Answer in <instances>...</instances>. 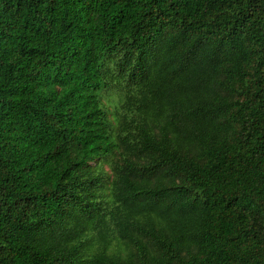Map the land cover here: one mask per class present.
<instances>
[{
    "label": "trees",
    "instance_id": "16d2710c",
    "mask_svg": "<svg viewBox=\"0 0 264 264\" xmlns=\"http://www.w3.org/2000/svg\"><path fill=\"white\" fill-rule=\"evenodd\" d=\"M0 264H264V0H0Z\"/></svg>",
    "mask_w": 264,
    "mask_h": 264
},
{
    "label": "rangeland",
    "instance_id": "374dc122",
    "mask_svg": "<svg viewBox=\"0 0 264 264\" xmlns=\"http://www.w3.org/2000/svg\"><path fill=\"white\" fill-rule=\"evenodd\" d=\"M117 90L115 88H109V90H106L104 92H102L103 95V99L105 102H107V107L109 109L108 115L110 116V118L112 117V111H113V103L116 102V98H117ZM105 168L107 169L108 166H105Z\"/></svg>",
    "mask_w": 264,
    "mask_h": 264
}]
</instances>
